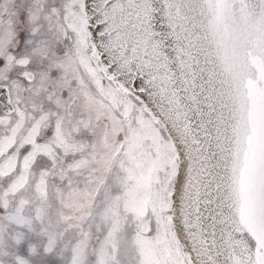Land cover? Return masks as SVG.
<instances>
[{"label":"snow or ice","instance_id":"obj_1","mask_svg":"<svg viewBox=\"0 0 264 264\" xmlns=\"http://www.w3.org/2000/svg\"><path fill=\"white\" fill-rule=\"evenodd\" d=\"M0 264H264V0H0Z\"/></svg>","mask_w":264,"mask_h":264}]
</instances>
